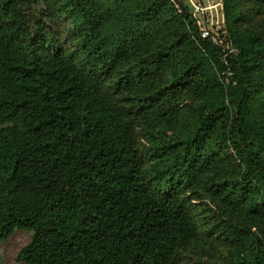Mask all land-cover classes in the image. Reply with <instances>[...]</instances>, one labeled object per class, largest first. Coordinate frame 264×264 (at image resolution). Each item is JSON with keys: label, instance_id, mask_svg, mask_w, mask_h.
Returning a JSON list of instances; mask_svg holds the SVG:
<instances>
[{"label": "trees", "instance_id": "trees-1", "mask_svg": "<svg viewBox=\"0 0 264 264\" xmlns=\"http://www.w3.org/2000/svg\"><path fill=\"white\" fill-rule=\"evenodd\" d=\"M66 1L81 66L56 38L61 19L48 0H0V243L31 232L23 264H179L197 233L180 193L211 165L199 143L212 130L239 168L215 193L248 217L225 225L239 248L220 264H264V0H221L218 43L201 38L184 0H143L142 9ZM162 4L195 53L169 86L121 97L159 70L138 47ZM128 51L133 64L119 73ZM186 90L208 102L192 106L180 140L160 143L181 120ZM138 125L147 154L135 147Z\"/></svg>", "mask_w": 264, "mask_h": 264}, {"label": "rangeland", "instance_id": "rangeland-1", "mask_svg": "<svg viewBox=\"0 0 264 264\" xmlns=\"http://www.w3.org/2000/svg\"><path fill=\"white\" fill-rule=\"evenodd\" d=\"M105 0L104 4H109ZM123 8L142 9L143 0H120ZM220 5L207 14V27L212 34L221 38L224 42L223 12L221 0H213ZM263 1V0H260ZM51 18L58 17V30L56 38L66 44L70 52L74 53V59L78 65H82L81 51L76 52L74 45L77 43L75 37H68L76 17H72V10L66 0H48ZM186 4V3H185ZM188 8V7H187ZM189 10V8H188ZM190 11V10H189ZM149 24L146 26V38L138 47L140 53L146 58L155 59L159 70L149 74L148 78L143 76L141 80L128 84V88L122 89L121 97L128 96L136 98L147 91L159 90L170 85L171 77L181 73L185 63V52H194L193 44L185 36V30L181 21L177 18L172 5L162 4L150 9ZM201 20V16L197 19ZM135 59L133 51L126 52L121 59L119 73L128 69ZM181 101L186 102L187 107L182 109L181 120L173 130L163 133L159 139L160 143H171L181 139L187 127L194 120L192 106L200 102H208L207 97H199L192 91L181 94ZM2 128V126H0ZM135 147L143 154L150 152V147L138 126L134 128ZM199 150L205 154L212 155L213 161L209 168L197 177L195 185L180 193L189 208L191 217L197 229L192 239L180 253L179 264H220L234 251L238 250V242L228 236L225 225L235 224L248 225V217L242 211L229 209L215 193L216 185L229 182L236 176L239 168L230 156L222 142L218 131L208 130L199 143ZM147 164V163H146ZM31 232L15 230L9 238L0 243V264H23L17 262L16 258L20 249L30 241Z\"/></svg>", "mask_w": 264, "mask_h": 264}, {"label": "built area", "instance_id": "built-area-1", "mask_svg": "<svg viewBox=\"0 0 264 264\" xmlns=\"http://www.w3.org/2000/svg\"><path fill=\"white\" fill-rule=\"evenodd\" d=\"M184 1L186 3V6L190 10V13L197 22L201 38L209 39L213 43H218V36L212 34L207 27V21H208L207 14H211L212 10L220 5V2L217 3L213 0H202V5H201L199 0H184ZM198 16H201L202 22L201 20H199V18L197 19ZM229 78H230V74L226 72L225 82H228Z\"/></svg>", "mask_w": 264, "mask_h": 264}, {"label": "water", "instance_id": "water-1", "mask_svg": "<svg viewBox=\"0 0 264 264\" xmlns=\"http://www.w3.org/2000/svg\"><path fill=\"white\" fill-rule=\"evenodd\" d=\"M200 4L202 5V0H199Z\"/></svg>", "mask_w": 264, "mask_h": 264}]
</instances>
